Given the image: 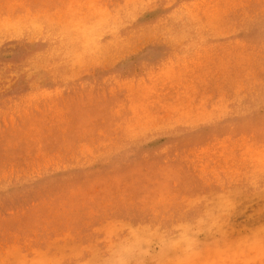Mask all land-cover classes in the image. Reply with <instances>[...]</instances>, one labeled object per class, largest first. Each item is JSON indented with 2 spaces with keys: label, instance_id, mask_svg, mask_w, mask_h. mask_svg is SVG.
I'll list each match as a JSON object with an SVG mask.
<instances>
[{
  "label": "rangeland",
  "instance_id": "rangeland-1",
  "mask_svg": "<svg viewBox=\"0 0 264 264\" xmlns=\"http://www.w3.org/2000/svg\"><path fill=\"white\" fill-rule=\"evenodd\" d=\"M0 264H264V0H0Z\"/></svg>",
  "mask_w": 264,
  "mask_h": 264
}]
</instances>
